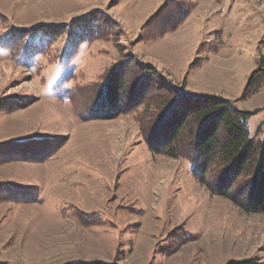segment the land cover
Here are the masks:
<instances>
[{
  "label": "rangeland",
  "instance_id": "374dc122",
  "mask_svg": "<svg viewBox=\"0 0 264 264\" xmlns=\"http://www.w3.org/2000/svg\"><path fill=\"white\" fill-rule=\"evenodd\" d=\"M182 93L264 137V0H0V264H264L248 175L164 147Z\"/></svg>",
  "mask_w": 264,
  "mask_h": 264
},
{
  "label": "trees",
  "instance_id": "16d2710c",
  "mask_svg": "<svg viewBox=\"0 0 264 264\" xmlns=\"http://www.w3.org/2000/svg\"><path fill=\"white\" fill-rule=\"evenodd\" d=\"M97 23L99 25V21L96 19L80 25L78 23L77 26L73 24L74 31L81 28L83 32L77 34L76 31L74 34L78 37L80 34H86L85 32L93 35L99 29V26H96ZM28 35L30 45L35 43L37 38L42 40L45 36L50 38V42L54 41L52 32L41 29L30 31ZM149 73H153V71ZM108 88L109 95L105 102L107 107L104 110L108 111L105 113H109L110 109L116 110L115 115L120 111L117 108L120 89H122L120 77L116 78V81L113 80L111 85L109 83ZM172 89V86H168L167 92L169 93ZM182 94L183 97L180 99L188 98V102H191L192 105L189 106L190 109L188 107L176 115L175 121L172 122L175 125H171L173 128L166 132V145L164 146L166 150H171L174 156L190 160L202 182L206 181L213 165H223L224 178L232 181L228 192L240 177L248 175L251 185L255 186L253 203L258 206L255 209L264 211V137L257 138L251 134L248 128L252 112L238 108L233 101L226 98L187 97L186 94ZM168 104H171V101ZM97 111L101 113L100 109ZM187 128H190L192 133L184 135ZM187 138L191 139L188 146L189 151L186 149V152H183ZM190 148H192V152ZM226 192L224 191V193ZM234 199L236 200L235 197Z\"/></svg>",
  "mask_w": 264,
  "mask_h": 264
},
{
  "label": "clouds",
  "instance_id": "9594fccd",
  "mask_svg": "<svg viewBox=\"0 0 264 264\" xmlns=\"http://www.w3.org/2000/svg\"><path fill=\"white\" fill-rule=\"evenodd\" d=\"M65 102H66V103H70V101H67V100H66Z\"/></svg>",
  "mask_w": 264,
  "mask_h": 264
}]
</instances>
